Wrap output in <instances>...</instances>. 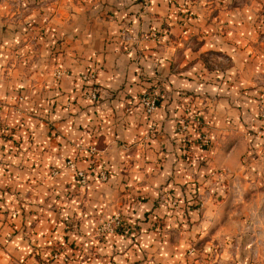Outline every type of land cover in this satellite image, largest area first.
<instances>
[{
    "label": "crops",
    "instance_id": "crops-1",
    "mask_svg": "<svg viewBox=\"0 0 264 264\" xmlns=\"http://www.w3.org/2000/svg\"><path fill=\"white\" fill-rule=\"evenodd\" d=\"M47 1L0 9V264H35L54 245L72 257L51 264L182 263L196 184L222 167L218 146H236L264 88V0ZM57 39L69 68L59 80L46 54ZM93 68L96 100L82 78ZM154 84L161 97L147 115L136 101ZM187 108L204 114L210 149H187L178 131ZM68 158L87 171L85 185ZM113 212L130 230L95 237Z\"/></svg>",
    "mask_w": 264,
    "mask_h": 264
},
{
    "label": "rangeland",
    "instance_id": "rangeland-1",
    "mask_svg": "<svg viewBox=\"0 0 264 264\" xmlns=\"http://www.w3.org/2000/svg\"><path fill=\"white\" fill-rule=\"evenodd\" d=\"M31 1L30 5L44 7L48 2L47 0ZM23 2H27L28 4L30 0H13V2L9 1L5 4L0 0V9L1 11L5 10L3 5L8 10L9 8L10 10L21 9ZM4 22L13 27L16 32H22L25 36L29 35L26 34V30L23 32V22L21 20L15 19L13 21L15 23H12L4 19ZM25 23L27 24V22ZM6 24L3 26L5 27ZM44 31L45 26L43 25L35 31L37 41L38 39L39 42L42 39L47 40V33H44ZM40 36H43L42 39L39 38ZM48 46L46 54L52 57V64H55L53 72L57 67L69 70L68 66L59 64L64 61L62 59L64 55L62 56L61 40L57 39L54 42H49ZM15 49L13 51V62L9 64L10 68H17L15 63L16 60H19V55L22 52L18 48ZM28 68L32 69L30 66ZM19 69V74H21V66H19ZM7 70L9 73V68ZM53 77L56 80L60 79L56 78L54 74ZM152 89L157 90L159 101L161 89L157 84L147 87L144 91H151ZM254 102L256 104L254 117L251 121L245 122V126L242 129H237L235 137L236 146L229 145V140L223 141L218 146L220 152H222L220 159H223L225 162L222 161L223 163L221 162L217 166L222 167L212 166V170L207 171L204 174V178L196 184L202 187L199 190L197 188L194 191V195L189 199V208L191 210L194 209L195 214L193 216L187 215L192 221L188 228H185L189 230V235L185 242L186 246L182 251V263L180 262L179 264H264V88L260 90L259 94L255 95ZM185 112L188 115V124L185 131L191 138L190 141L186 140L185 134L182 133L187 149H193L191 146L199 149H210L214 146L208 130L204 127V114L200 113L199 110L191 108L189 112L188 110ZM186 113L183 115H186ZM192 113L197 114L200 120L199 127L193 123L192 120L195 119L190 116ZM181 117L179 119L178 131H180ZM39 118L45 117L41 115ZM200 135L202 138L205 137L206 141L202 140L199 137ZM223 145H227L228 147ZM231 147L234 153L230 160L227 151ZM204 161L205 159L200 160L197 167L199 168ZM52 170H57V168L49 170V174H56ZM98 174L96 176L99 178ZM100 180L106 181L107 178ZM87 182L88 176L84 184H81L79 181L78 184L85 185ZM170 197V192L166 191L164 199L169 201ZM171 202L174 203V200L171 199ZM177 204L178 201L172 204V206H177ZM185 209H188L187 206ZM115 213H120L123 217L121 212ZM186 213L187 211H185ZM113 214L114 212L106 216L101 215L97 219L94 227L95 237H104L108 233L120 231L126 226H129L130 230V225L127 224L123 217L125 226L106 233L96 232V226L100 223V220L109 218ZM194 223H197V225H194ZM71 228V221H66L65 229ZM173 236H178V234L173 233ZM92 250L89 249V251ZM55 251H58V256L56 257L53 256ZM64 257H67V259H64ZM71 257L65 253L62 245H54L46 256L35 253V264H51L55 262V258L67 261ZM41 259H43V263Z\"/></svg>",
    "mask_w": 264,
    "mask_h": 264
},
{
    "label": "built area",
    "instance_id": "built-area-1",
    "mask_svg": "<svg viewBox=\"0 0 264 264\" xmlns=\"http://www.w3.org/2000/svg\"><path fill=\"white\" fill-rule=\"evenodd\" d=\"M67 69H64L62 67H57L53 74L56 78H61L64 74L67 73ZM83 80L88 84V90L86 91V96L87 98L91 100H96L97 99V94H98V87L95 83L96 79V69H90L82 74ZM157 101H158V92L156 89H152L151 91H143L137 98L136 104L140 105L144 112L147 115H152L157 108ZM190 108H187L186 111L188 110L189 112ZM193 117L195 120H192L193 123L199 127L200 120L197 116L196 113H192L190 115ZM187 113L186 115H182L181 117V123H180V132L184 133L186 136V140H191L190 136H188L187 132L185 129L187 128ZM202 140H205V137L202 138L201 135L199 136ZM91 152H95V147L91 146L89 148ZM66 165L68 167H75V173L77 176L78 181L81 184H84L87 181V171L84 170L83 168H78L76 167V160L73 158H68L66 160ZM53 173H57V170H52ZM99 173V174H98ZM97 174L100 179L105 180L107 178V172L105 169H99L97 171ZM125 226V221L120 213H114L112 216L106 219H101L100 223L97 224L96 226V232H110L116 230V228H120ZM58 251H55L53 253V256L56 257L58 256ZM64 259H67V257H64Z\"/></svg>",
    "mask_w": 264,
    "mask_h": 264
},
{
    "label": "trees",
    "instance_id": "trees-1",
    "mask_svg": "<svg viewBox=\"0 0 264 264\" xmlns=\"http://www.w3.org/2000/svg\"><path fill=\"white\" fill-rule=\"evenodd\" d=\"M88 85V84H87ZM37 255V254H36ZM61 258H55V261H61ZM42 263H43V259H41Z\"/></svg>",
    "mask_w": 264,
    "mask_h": 264
}]
</instances>
